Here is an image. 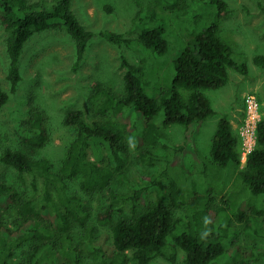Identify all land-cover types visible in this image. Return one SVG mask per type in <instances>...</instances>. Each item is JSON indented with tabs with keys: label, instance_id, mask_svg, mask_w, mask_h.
<instances>
[{
	"label": "trees",
	"instance_id": "16d2710c",
	"mask_svg": "<svg viewBox=\"0 0 264 264\" xmlns=\"http://www.w3.org/2000/svg\"><path fill=\"white\" fill-rule=\"evenodd\" d=\"M179 1L137 0L133 25L141 27L136 38L126 39L111 32L102 34L110 42L135 44L143 51L164 55L170 45L166 31L173 29V22L159 20L158 16L168 13L175 19L176 12L185 11L178 8ZM71 2L0 0V25L6 34L4 46L8 59L6 80L11 93L16 92L22 80L20 58L25 43L35 33L64 30L75 45L73 69L83 60L93 33L78 22L70 9ZM210 2L215 5V19L194 34L188 45L173 58L171 85L160 89L157 98L149 96L142 77L147 64L145 57H139L137 64L121 57L123 93L118 97L100 86L94 89L89 97L93 114L101 117L109 113L125 114V123L88 121L80 109L66 112L63 124L74 129L75 135L57 170L47 159L36 157L37 151L49 140L42 114L32 111L23 119L21 148L6 147L0 154V162L15 171L21 189L0 181V264H8V259L27 243L32 245L31 252L24 254L20 264H89L85 263L82 250L85 245L90 248L93 264H148L156 258L175 263L180 253L183 264H221L224 242L228 238L222 225L226 223L227 229L230 225L227 215L231 213L238 221L246 218L244 211L236 207L238 200L230 197L235 182H240L242 189L252 197L262 196L264 200V118L257 124L256 143L244 167L240 166L237 136L225 115L217 122L209 158H202L197 150L200 124L215 113L203 91L223 87L228 81L229 69L244 77L248 74L246 65L236 61L232 47L219 36L220 19L227 14L226 4L222 0ZM261 9L264 14V7ZM155 20L158 22L154 26L147 24ZM253 63L264 69V56L256 55ZM181 90H185V98ZM8 97V93L0 89V108ZM173 124L184 127V141L175 146L164 141L161 132L162 128ZM128 136L144 147L141 161L158 167L159 171L130 188L128 193L120 194L109 186L115 176L122 175L120 170L126 160ZM149 147L163 149L164 155L154 154ZM103 153L111 167L99 163ZM188 154L204 169L214 168L217 179L204 186L187 178L191 172L184 167V157ZM230 165L233 168L230 180L223 183L217 170ZM197 174L203 173L197 171ZM161 177L169 181L167 198L160 193ZM75 178L81 179L80 190L85 195L108 190L107 207L94 218L102 224L113 222L109 256L93 244L95 227L88 224L91 214L85 200L68 191L67 180ZM226 185L222 206L214 211L215 216H219L216 222L210 218V197L200 192L209 187L221 190ZM198 186L204 187L198 189ZM152 188L158 192L161 202L140 212L138 205L146 201ZM126 209L131 216L114 221L115 216H121ZM253 210L258 216L264 215V208ZM179 211L184 216L178 215ZM6 216L11 217L13 227L7 226ZM75 226L81 229L79 239L72 235ZM250 230L257 239L264 240L263 228ZM237 254L239 258L235 264H255L253 261L257 257L264 256V249H251L252 261L241 258L239 251Z\"/></svg>",
	"mask_w": 264,
	"mask_h": 264
},
{
	"label": "rangeland",
	"instance_id": "374dc122",
	"mask_svg": "<svg viewBox=\"0 0 264 264\" xmlns=\"http://www.w3.org/2000/svg\"><path fill=\"white\" fill-rule=\"evenodd\" d=\"M37 1V0H28ZM226 4L227 14L222 16L219 25V36L229 44L237 62L244 63L247 67V76L234 69L228 70L227 83L218 89L204 90L209 100L214 115L205 119L199 127L196 136L197 150L202 158H209L211 139L215 133L218 120L224 115L231 122L234 134L238 140V151L242 156V145L240 139L241 126L245 118V100L248 95H254L260 105V120L264 118V69L253 63L256 55L264 56V0H222ZM137 0H72L70 9L78 22L88 31L93 33L89 38L87 49L83 60L74 70L75 45L71 37L61 29H48L35 33L25 43L21 58L20 67L22 80L17 86L16 92L11 93L6 80L8 59L5 52V32L0 25V89L8 93L9 97L5 105L0 108V154L6 148H21L24 137L25 119L32 111L42 114L43 125L47 129L49 140L46 145L37 151L36 157L47 159L57 170L64 159L67 147L75 135V130L63 124V117L67 111L80 109L84 112L88 121L92 120H118L125 123L126 115H113L112 113L101 117L94 115L91 111L89 97L98 86L111 91L117 97L123 93V70L120 68V59L124 56L129 62L137 64L139 57L146 58L144 75L146 89L151 97L159 95L160 89H167L172 80V61L177 53L184 49L194 34L205 29L215 19V5L210 0H184L179 1L178 8L185 9L175 13V19L166 13L160 14L158 19L173 22V29L168 30L166 35L169 39V50L164 55L145 50L131 44L110 42L102 33L111 32L121 34L123 38L134 39L140 32V25H133V18L138 10ZM186 6V7H185ZM178 14V15H177ZM144 15V14H143ZM142 15V16H143ZM141 16V17H142ZM146 21V20H145ZM158 21L147 22L154 26ZM167 24V23H166ZM180 93L185 98V90ZM161 113L159 116L161 117ZM134 116V115H133ZM135 117V116H134ZM133 118V117H132ZM163 140L169 145H179L184 141V127L173 124L161 130ZM127 155L121 176H115L109 189L120 193H128L130 188L137 187L146 178L157 175L159 168L149 166L140 159V153L144 147H140L132 136L127 137ZM154 154L164 155L161 148H148ZM95 158L94 153L91 152ZM101 165H109L110 162L103 153ZM240 166L244 167L240 159ZM184 167L191 174L192 181L202 185L216 180V170L212 167L204 169L201 165L195 164L193 158L188 154L184 157ZM196 172H195V168ZM233 168L230 165L226 169L217 170L221 174V180H230ZM119 171V172H120ZM202 172L203 174L196 173ZM0 181L20 187L16 181L15 171L0 162ZM80 178L67 180L68 191L71 194L81 195L90 210L88 224L95 227L93 244L101 247L107 255L111 254V226L112 223H99L94 216L97 212L103 211L108 204V190L93 192L85 195L80 190ZM160 193L167 198L169 193V181L165 177L159 179ZM231 183V182H230ZM205 186V185H204ZM204 186H198L202 189ZM228 186L221 190L204 188L200 192L209 196L211 200L210 218L219 222V216L214 211L222 206L221 199ZM20 189V188H19ZM21 191V189H20ZM155 188L151 189L146 201L138 205L139 211L159 204ZM230 197L238 200L237 206L245 213L242 221H238L230 213V225L227 229L226 223L222 225L228 238L224 242L225 252L221 256V264H235L239 258L237 251L242 253L241 258L252 261L251 249H264V240L257 239L250 229L263 228L264 215L258 216L256 210L264 208L262 196L252 197L248 191L242 189L240 182H235ZM209 200V201H210ZM165 201V200H163ZM253 207V209L246 208ZM178 215L184 216L182 211ZM126 209L119 217H130ZM7 226L13 227L11 217L6 216ZM215 229H217L215 227ZM80 227L75 226L72 235L76 239L80 236ZM169 241L171 239L169 238ZM31 244L27 243L23 249L14 253L8 259V264H20L24 254L31 252ZM85 263H92L90 259V248L82 246ZM237 250V251H236ZM255 264H264V256L257 257ZM148 264H183V256L180 253L175 263H170L162 258H156Z\"/></svg>",
	"mask_w": 264,
	"mask_h": 264
},
{
	"label": "built area",
	"instance_id": "2783aa9c",
	"mask_svg": "<svg viewBox=\"0 0 264 264\" xmlns=\"http://www.w3.org/2000/svg\"><path fill=\"white\" fill-rule=\"evenodd\" d=\"M245 118L241 126L240 139L242 163L246 165L248 154L254 149L256 143V127L260 121V105L254 95H248L245 100Z\"/></svg>",
	"mask_w": 264,
	"mask_h": 264
}]
</instances>
